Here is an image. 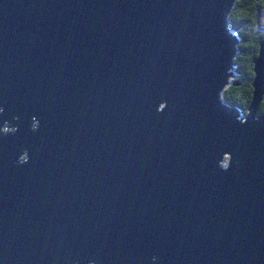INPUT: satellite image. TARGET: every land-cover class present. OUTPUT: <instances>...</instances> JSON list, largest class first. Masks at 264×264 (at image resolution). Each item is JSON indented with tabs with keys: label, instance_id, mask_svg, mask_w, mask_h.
<instances>
[{
	"label": "water",
	"instance_id": "obj_1",
	"mask_svg": "<svg viewBox=\"0 0 264 264\" xmlns=\"http://www.w3.org/2000/svg\"><path fill=\"white\" fill-rule=\"evenodd\" d=\"M236 1L0 0V264H264Z\"/></svg>",
	"mask_w": 264,
	"mask_h": 264
},
{
	"label": "trees",
	"instance_id": "obj_2",
	"mask_svg": "<svg viewBox=\"0 0 264 264\" xmlns=\"http://www.w3.org/2000/svg\"><path fill=\"white\" fill-rule=\"evenodd\" d=\"M249 1L252 0H237L233 5L232 10L228 16V20H229L228 25L229 27H231V29H234V33L236 35L238 42L247 39L248 38L247 34L252 30V27L246 24L241 16V11L245 8V6L250 5L248 4ZM234 26L241 27V29H245L246 32L244 31L237 32ZM258 29L259 28H256V31ZM256 35L257 36L255 38L254 44L249 47V50L251 51L250 54L252 55L251 58L252 61L257 55L259 40L264 36V32H262L261 34L257 33ZM237 50L241 52V48H238ZM252 61L248 66H244L243 63H241V60H238L237 62L235 61V65L240 66L241 70L236 69V72L239 73L238 76L235 70H233L235 78H232L231 81L232 80L237 82L239 81V84L237 85L230 84L229 86H226V89H224L221 93V98L226 103L237 106L243 113H246V108L251 100V94H252L251 80L254 76ZM259 111L260 112L264 111V102H261V105L259 106Z\"/></svg>",
	"mask_w": 264,
	"mask_h": 264
},
{
	"label": "flooded vegetation",
	"instance_id": "obj_3",
	"mask_svg": "<svg viewBox=\"0 0 264 264\" xmlns=\"http://www.w3.org/2000/svg\"><path fill=\"white\" fill-rule=\"evenodd\" d=\"M248 4H250V5L245 6V8L241 11V16H242L244 22L252 27V30H251V32H249L247 34L248 35L247 39L241 40L239 42L237 41V47L241 48V52H239L238 50L235 52L236 54L233 57V65L234 66L232 67L233 69H234V67H236L235 69H237V70H241V67L236 66L235 61L237 62L238 60H241V63H243L244 66H248L250 64V62L252 61L251 60L252 55L250 54L251 51L249 50V47L254 44L255 38L257 36L256 34L257 33L259 34L258 30L256 31L257 27H256V18L255 17L257 15L261 14L260 9L262 7H264V0H260V1L252 0V1H249ZM234 27H235V30L237 32H239V31L240 32H243V31L246 32V30L241 29V27H237V26H234ZM233 31H234V29H233ZM238 48H236V49H238ZM252 63H253V61H252ZM231 73L234 74V71L230 72V74ZM236 74L238 76L239 73L236 72ZM234 78H235V75H234ZM230 84H233V83H230ZM233 85H236V84H233Z\"/></svg>",
	"mask_w": 264,
	"mask_h": 264
},
{
	"label": "rangeland",
	"instance_id": "obj_4",
	"mask_svg": "<svg viewBox=\"0 0 264 264\" xmlns=\"http://www.w3.org/2000/svg\"><path fill=\"white\" fill-rule=\"evenodd\" d=\"M249 6V5H248ZM260 12H261V14H259V15H257V18H256V27L257 28H259L258 29V32L259 33H262V32H264V7H262L261 9H260ZM236 67H234V69L233 68H230V72H233V70H235L236 71V69H235ZM230 75H232L229 79H230V81H231V79L232 78H234V74L233 73H231ZM233 81V80H232ZM230 85V83L228 84V85H226V86H229ZM226 86L224 87V89H226Z\"/></svg>",
	"mask_w": 264,
	"mask_h": 264
},
{
	"label": "bare ground",
	"instance_id": "obj_5",
	"mask_svg": "<svg viewBox=\"0 0 264 264\" xmlns=\"http://www.w3.org/2000/svg\"><path fill=\"white\" fill-rule=\"evenodd\" d=\"M236 52V51H235ZM234 57V56H233ZM254 60V59H253ZM234 65H233V58H232V66L230 67V68H232ZM230 70V69H229ZM230 72V71H229ZM229 83H236V85L237 84H239V82H237V81H228ZM243 113V112H242ZM227 160V159H226Z\"/></svg>",
	"mask_w": 264,
	"mask_h": 264
},
{
	"label": "clouds",
	"instance_id": "obj_6",
	"mask_svg": "<svg viewBox=\"0 0 264 264\" xmlns=\"http://www.w3.org/2000/svg\"><path fill=\"white\" fill-rule=\"evenodd\" d=\"M227 156H228V155H227ZM59 259H60V258L57 257V260H59ZM70 259H71L70 257H67V258H66V264H68V262L70 261Z\"/></svg>",
	"mask_w": 264,
	"mask_h": 264
}]
</instances>
